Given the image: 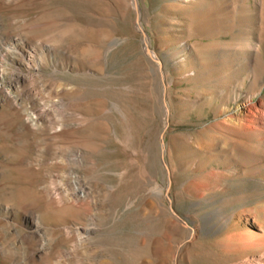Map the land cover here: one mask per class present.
<instances>
[{
	"label": "rangeland",
	"instance_id": "obj_1",
	"mask_svg": "<svg viewBox=\"0 0 264 264\" xmlns=\"http://www.w3.org/2000/svg\"><path fill=\"white\" fill-rule=\"evenodd\" d=\"M139 3L0 0V264L264 252V0Z\"/></svg>",
	"mask_w": 264,
	"mask_h": 264
},
{
	"label": "bare ground",
	"instance_id": "obj_2",
	"mask_svg": "<svg viewBox=\"0 0 264 264\" xmlns=\"http://www.w3.org/2000/svg\"><path fill=\"white\" fill-rule=\"evenodd\" d=\"M134 4H135V7H136L137 12H138V16H137L138 27L140 30H142L144 32L143 25L141 23V21H142L141 20V5L139 3V0H134ZM144 42H145V47L147 48V50H149L147 47V44L149 42V37L147 34H146ZM152 53L157 58V55L154 52H152ZM244 107L241 108L240 110H238V112L235 115L233 114L232 118L234 119V127L238 131H243V133H245V134H248L250 132H254V134L256 133V134L260 135V139H264V101L260 100L257 104L254 105V107L256 108V111L260 112V114H259L260 116L258 115L259 117H255V116H253V114L252 115L246 114ZM250 107H253V106H249V108ZM220 173L221 172H217L215 174L219 175ZM239 216L242 217L241 214ZM247 220H248V222L252 221L253 225L261 228L262 235H259V238L264 237V221H261L263 223H260L257 220V218L254 216H250ZM256 237L257 236H255V234L252 232L239 233V234H236L234 236L235 240H238V241L244 240V241L249 242V243H252L254 240H257L258 238L256 239ZM246 261H247L246 263L264 264V252L258 256L250 257Z\"/></svg>",
	"mask_w": 264,
	"mask_h": 264
}]
</instances>
